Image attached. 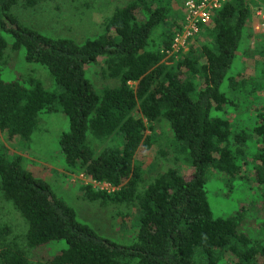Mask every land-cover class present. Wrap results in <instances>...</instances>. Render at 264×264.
<instances>
[{
	"label": "trees",
	"instance_id": "1",
	"mask_svg": "<svg viewBox=\"0 0 264 264\" xmlns=\"http://www.w3.org/2000/svg\"><path fill=\"white\" fill-rule=\"evenodd\" d=\"M19 1L32 7L40 0H0V73L8 34L9 47L44 66L54 86L0 75V132L28 139L40 112L60 110L64 169L113 186L81 185L89 199L132 206L135 222L127 242L99 233L0 142V193L25 222L18 237L30 247L59 244L32 261L7 239L10 227L3 223L0 264H264V100L246 104L253 90L247 79L227 73L249 19L247 0L223 1L198 23L204 41L188 42L186 51L166 58L171 62L163 57L183 25L174 13L184 0H124L101 19L96 35L80 42L21 22L11 10ZM258 45L264 76V44ZM99 61L115 84L96 87L88 78L86 66ZM238 108L250 119L232 124L229 113ZM157 119L167 122L166 145L189 172L166 167L140 188L143 167L135 153L152 144L146 130ZM212 179L224 186L222 196L243 185L255 188L253 198L214 213L206 186Z\"/></svg>",
	"mask_w": 264,
	"mask_h": 264
},
{
	"label": "rangeland",
	"instance_id": "2",
	"mask_svg": "<svg viewBox=\"0 0 264 264\" xmlns=\"http://www.w3.org/2000/svg\"><path fill=\"white\" fill-rule=\"evenodd\" d=\"M123 1L40 0L32 7H25L19 1L11 7V10L21 22L44 34L67 36L80 42L86 35H96L100 30L101 19L112 11L114 5H119ZM257 2L258 0H247L249 19L243 28V37L236 51L237 54L235 53L236 56L227 72L235 74L238 79L246 78L245 82L249 83L248 86L253 89L249 97L244 98L246 104L249 101L253 104L264 100V76L259 70L256 60L258 54L255 52L260 47L259 43L264 44V4L259 5ZM176 6L178 4L174 3V7ZM183 13L184 6H181V10H177L174 15L183 20ZM198 30L199 27L192 35L182 36L177 40L171 50L164 54L163 59L171 62V59L166 58L171 53L175 57L178 52L186 51L188 42L194 47L198 46L199 42L204 41L207 36L200 35ZM4 37L7 44L3 54L4 63L1 64V77L4 80H11L16 76L20 78L33 76L40 81L43 87L52 88L54 83L46 68L40 64L25 61L22 49L12 50L9 47V35L4 34ZM86 75L96 87L113 85L117 82L115 78L104 76L101 73L100 61L88 64ZM244 99L240 102L241 108H243ZM233 112L229 113L232 124L243 122L248 114L247 109L241 111L240 108L235 113ZM247 118L249 121L250 117L247 116ZM152 127V130H146V132L151 131L154 138L152 144L148 149L138 148L135 153V157L139 159L143 167V182L139 184L140 188L156 171L166 167H176L185 173L189 172V166L180 159H174L166 145L171 137L167 122L164 119H157L152 123ZM65 128L66 117L60 110L40 112L37 124L28 139H20L16 136L8 138L6 133L1 131L0 142L7 146L9 151L19 153L24 165L35 176L43 177L52 191L74 209L77 219L113 240L127 242L131 239L128 234L132 231L135 222V218H132L133 207L130 206L126 210L127 207L122 208L110 202H102L100 199H89L83 194L81 185L86 183H90L92 188L112 190L114 187L102 181L92 180L81 172L64 169L63 156L57 146V136ZM206 186L209 205L214 213L234 209L241 201H248L247 195L251 200L253 191H255L254 187L246 188L241 185L239 190L234 189L229 195L222 196L219 192L224 191V186L216 179L210 180ZM256 195L259 196L258 193ZM3 223L10 227L6 234L7 239L13 237L16 242L18 241L32 261L51 255L59 245L58 243L32 247L25 245L21 237H18L25 227V222L19 212L3 199L0 193V227Z\"/></svg>",
	"mask_w": 264,
	"mask_h": 264
},
{
	"label": "built area",
	"instance_id": "3",
	"mask_svg": "<svg viewBox=\"0 0 264 264\" xmlns=\"http://www.w3.org/2000/svg\"><path fill=\"white\" fill-rule=\"evenodd\" d=\"M223 1L225 0H184L183 25L180 31L174 33L171 48L182 36L187 37L196 32L198 23L206 22L212 11L219 7Z\"/></svg>",
	"mask_w": 264,
	"mask_h": 264
}]
</instances>
